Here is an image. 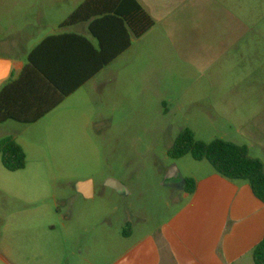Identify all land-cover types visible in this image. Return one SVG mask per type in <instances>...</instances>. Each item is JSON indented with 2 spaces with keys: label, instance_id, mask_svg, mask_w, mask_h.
Returning <instances> with one entry per match:
<instances>
[{
  "label": "rangeland",
  "instance_id": "374dc122",
  "mask_svg": "<svg viewBox=\"0 0 264 264\" xmlns=\"http://www.w3.org/2000/svg\"><path fill=\"white\" fill-rule=\"evenodd\" d=\"M84 2L0 0V56L25 64L47 37L80 34L60 26ZM233 6L242 27L221 26L197 42L148 32L37 123L0 124V142L14 140L27 157L24 170L9 172L0 156V264H110L126 209L157 228L175 194L163 186L168 171L189 176L200 165L168 155L185 129L197 141L257 149L252 156L264 163V131L245 105L264 98V0ZM86 38L96 44L88 30ZM19 75L15 69L9 81ZM111 179L132 195L108 188ZM84 182L93 198L79 194ZM85 227L91 234L72 235ZM101 228L107 248L96 238Z\"/></svg>",
  "mask_w": 264,
  "mask_h": 264
},
{
  "label": "crops",
  "instance_id": "0c3cea01",
  "mask_svg": "<svg viewBox=\"0 0 264 264\" xmlns=\"http://www.w3.org/2000/svg\"><path fill=\"white\" fill-rule=\"evenodd\" d=\"M138 2L155 21L148 34H156L163 41L197 42L205 36L215 35L221 26L228 30L236 25L243 26L230 12L235 0ZM74 28L80 33L78 35L86 37L88 24ZM231 35L228 37L234 43L241 38L235 33ZM0 59L12 61L10 78L15 69L21 73L26 64L18 58L0 56ZM10 78L0 83V90ZM245 105L253 113L250 121L264 131V98ZM248 150L255 158L252 155L257 149ZM199 164L189 176L180 173L178 180L163 183L175 194L168 206V217L157 228L149 229L145 217H137L130 207L126 209L117 228V240L112 244L115 253L110 264H255L253 252L264 239V203L256 198L247 182L227 180L202 162ZM187 179L196 183L193 194L186 192ZM90 192V198H93V185ZM128 195L132 193L119 194ZM107 221L108 214L105 213L101 222ZM92 230L85 227L72 235L86 236ZM99 230L96 238L107 248L108 231ZM75 256L84 258L82 250Z\"/></svg>",
  "mask_w": 264,
  "mask_h": 264
},
{
  "label": "trees",
  "instance_id": "16d2710c",
  "mask_svg": "<svg viewBox=\"0 0 264 264\" xmlns=\"http://www.w3.org/2000/svg\"><path fill=\"white\" fill-rule=\"evenodd\" d=\"M83 24H88L96 44L77 34L50 36L39 43L19 77L0 90V124L37 123L148 33L155 21L138 0H85L60 28ZM168 155L173 160L191 156L196 162L207 161L221 177L247 182L264 203V164L250 156L248 147L220 139L197 141L194 133L185 129ZM0 156L9 172L26 168V154L12 139L0 142ZM185 183L186 192L193 194L195 181L187 179ZM253 257L255 264H264V239Z\"/></svg>",
  "mask_w": 264,
  "mask_h": 264
},
{
  "label": "water",
  "instance_id": "95a60500",
  "mask_svg": "<svg viewBox=\"0 0 264 264\" xmlns=\"http://www.w3.org/2000/svg\"><path fill=\"white\" fill-rule=\"evenodd\" d=\"M12 71V61L6 59H0V83L6 81L10 78ZM180 178V172L174 167L169 170L167 173L165 182L178 180ZM106 186L112 190H114L118 194L127 193L126 187L116 181V180H108ZM92 187L91 182H84L78 184V192L83 195L86 199L91 197L90 189Z\"/></svg>",
  "mask_w": 264,
  "mask_h": 264
}]
</instances>
